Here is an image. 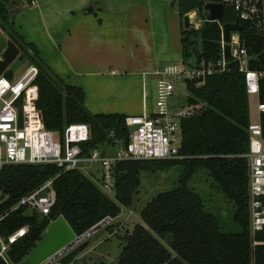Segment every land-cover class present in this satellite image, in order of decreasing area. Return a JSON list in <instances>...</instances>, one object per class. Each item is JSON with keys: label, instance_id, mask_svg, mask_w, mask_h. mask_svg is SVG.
Returning <instances> with one entry per match:
<instances>
[{"label": "trees", "instance_id": "1", "mask_svg": "<svg viewBox=\"0 0 264 264\" xmlns=\"http://www.w3.org/2000/svg\"><path fill=\"white\" fill-rule=\"evenodd\" d=\"M9 0H0V24L20 47L22 58L39 67L37 106L42 110L48 129L60 136L72 123H87L91 139L85 149L114 144L112 132L126 140V114L93 113L85 105L86 91L82 86L68 84L40 57L37 46L22 41L12 31ZM205 0L198 6L203 11ZM190 9V10H191ZM182 14H185L183 11ZM236 18L228 13L222 22ZM241 45L250 57V68L263 73L259 100L264 103V29L249 21L242 22ZM20 38V39H18ZM183 57L196 62L218 61L222 58V30L218 21H206L200 29H182ZM229 70L187 82L188 101L204 102L207 106L196 116L182 121L179 154L172 159H143L119 162L115 167L116 190L109 196L85 172H64L56 164H12L0 171V192L6 199L0 215L15 206L20 198L55 179L57 200L49 215L17 209L0 222V234L8 236L28 225L29 233L13 244L7 253L10 264H22L42 240L52 223L63 216L79 236L107 218L114 220L122 207L133 205L144 171L157 172L174 165L184 166L181 184L159 193L143 209V223L136 224L125 236L117 264H264V231L252 234L250 208V167L243 155L249 151L250 94L245 73L231 56ZM9 77L13 76L7 71ZM200 82V85H197ZM200 168H206L224 195L236 206L235 221L240 232L223 231L216 215L206 210L204 200L186 180ZM111 232L115 223L105 225ZM167 240L165 245L161 240ZM257 241V243H255ZM87 247L83 241L69 254L61 257L72 263ZM0 264H9L0 257Z\"/></svg>", "mask_w": 264, "mask_h": 264}, {"label": "rangeland", "instance_id": "2", "mask_svg": "<svg viewBox=\"0 0 264 264\" xmlns=\"http://www.w3.org/2000/svg\"><path fill=\"white\" fill-rule=\"evenodd\" d=\"M39 1V5L18 8L13 18L14 27L27 40L41 41L42 58L55 73L64 77L67 83L85 88V105L91 112L139 115L132 113L142 108L144 92H148L150 111H156L157 76L149 75L144 81L138 72L143 69L145 60L156 58V63L162 67L184 62L181 36L184 14L180 0ZM208 15V11H203L200 17ZM50 33L65 45L72 42L71 48L64 53L65 48H54L49 42ZM84 39H89L88 48L83 44ZM8 40V34L0 32V53L5 51ZM30 62L28 59L15 75L19 76ZM195 62L193 55L186 64ZM113 69L120 75L111 74ZM175 85L174 99L183 105L190 95L187 83L177 79ZM258 103L257 96L250 95L251 122L259 119ZM121 147V142L100 144V148L110 155L116 154ZM93 170V181L99 184L102 169L97 165ZM184 171L182 164L157 172L144 171L133 205L123 206L121 214L108 222L115 223L114 232L103 226L78 242L65 254L83 241L87 247L69 264H117L125 236L133 232L136 224L143 223L141 213L145 206L159 193L178 187ZM186 182L202 196L206 210L218 217L223 231L240 232L241 227L234 219V202L224 195L206 168L198 169ZM161 241L168 245L167 240ZM65 254L43 264H68L61 260Z\"/></svg>", "mask_w": 264, "mask_h": 264}, {"label": "built area", "instance_id": "3", "mask_svg": "<svg viewBox=\"0 0 264 264\" xmlns=\"http://www.w3.org/2000/svg\"><path fill=\"white\" fill-rule=\"evenodd\" d=\"M220 2L224 5V18L228 13L236 16L229 22L236 23L239 19L241 24L243 21H249L260 30L264 29L263 0H221ZM205 3L206 0L204 5ZM204 5L203 11H207ZM202 12L198 6L190 10L191 16L195 14L199 17ZM199 19L195 29H200L206 21H210L208 17ZM223 19L217 20L222 30V58L209 62L203 59L200 63L193 65L186 63L169 65L158 71L156 111L153 114L126 116L125 123L129 130L128 144L126 140L118 139L115 132H112L110 137L114 144L122 143L121 149L114 155L107 154L100 147L93 149L83 147V144L91 139V129L87 123L69 124L61 136L56 131L48 129L43 112L37 106L39 87L36 79L39 67L30 62L28 67L16 76L24 62L17 71H11L12 77L6 74L10 71L7 68L0 75V171L4 166L12 164H56L64 172L79 170L93 179L95 173L93 169L98 165L103 172L98 183L109 196L113 197L116 190L115 167L119 162L183 157L179 154L182 121L198 115L207 105L204 102L191 103L188 100L183 105L178 104L174 99L175 81L182 79L187 83L190 80H198L229 70L224 48L226 42L223 39V27L226 22H222ZM240 31H236L239 36L232 35L231 56L238 63L239 70L245 73L248 93L256 95L259 99L263 73L250 68L248 50L240 43ZM197 85H200V82H197ZM258 101L259 119L248 126L249 151L243 155L247 158L250 167L251 229L254 236L264 231V129L262 122L264 103ZM54 180L50 179L40 188L23 195L15 206L0 215V222L21 207H26L27 212L30 213L49 215L57 200V192L53 187ZM2 193L0 192V205L6 199V196L1 199ZM29 231L30 227L25 225L8 236L0 234V257L10 264L7 258L8 251ZM49 260L53 261L55 258Z\"/></svg>", "mask_w": 264, "mask_h": 264}, {"label": "water", "instance_id": "4", "mask_svg": "<svg viewBox=\"0 0 264 264\" xmlns=\"http://www.w3.org/2000/svg\"><path fill=\"white\" fill-rule=\"evenodd\" d=\"M221 0H206L204 9L209 11L208 20L217 21L221 20L225 16L224 5L220 2ZM31 3V0H29ZM181 10L187 11L184 14V28L191 29L196 26L192 22V16L190 9L194 5H198L201 0H180ZM264 8V0H263ZM242 30V24L238 19L236 23L227 22L223 27V39L226 42L225 44V56L230 58L232 55L231 49V38L232 35L239 36L236 31ZM21 49L20 47L12 40H8L7 48L5 49L2 57L0 58V75L9 68L10 71H17L24 62L27 61V58H21L20 56ZM262 122L264 129V112L262 113ZM127 130V128H126ZM126 144H128V137L126 138ZM5 193L1 194V199L5 198ZM110 221V218L105 219L100 222L98 225L91 228L88 232L83 235H77L67 220L60 216L56 219L50 228L46 231L42 240L37 244L33 251L28 255L22 264H42L50 258H58L61 255L65 254L70 250L74 245H76L81 240L87 238L89 235L94 233L99 228L105 226Z\"/></svg>", "mask_w": 264, "mask_h": 264}, {"label": "crops", "instance_id": "5", "mask_svg": "<svg viewBox=\"0 0 264 264\" xmlns=\"http://www.w3.org/2000/svg\"><path fill=\"white\" fill-rule=\"evenodd\" d=\"M40 4V1L39 0H31V3L29 2V0H20L19 4L16 3L15 0H9L8 2V9H9V12H10V21H11V27H12V32L15 33V35H17V37H21L22 41H25V42H30V43H33L37 46V48L39 49L40 51V57L42 58V53H43V47L41 46V41L40 40H35V39H31V40H27L25 38V36L23 34H21L15 27H14V21H13V18L15 16V12L18 11V8H23V7H32V6H35V5H39ZM133 4H131L132 6ZM130 6V7H131ZM193 7V6H192ZM191 7V8H192ZM190 8V9H191ZM190 9H188V11H190ZM187 11H185L186 13ZM209 12V11H208ZM13 13V16L11 17V14ZM210 14V13H209ZM195 16V14H193ZM209 16V15H208ZM207 16V17H208ZM200 16L197 17L195 16V20L192 19V22H194L195 24H197L199 21H200ZM46 23V22H45ZM227 23V22H226ZM184 24V22H183ZM183 28H184V25H183ZM182 28V29H183ZM185 29V28H184ZM0 32H5L6 34H8L9 36V39H12L10 34L5 30V28L0 24ZM181 36H182V31H181ZM94 37V36H93ZM94 38H97V37H94ZM20 39V38H18ZM99 39V38H98ZM13 40V39H12ZM49 42L54 46V48L57 46V48L59 47V49L63 50L65 48V50L63 51V53L70 49L71 46H72V42L65 45V42H61L62 40H60V38H55L51 33L49 34ZM101 40V39H99ZM167 40V39H166ZM14 41V40H13ZM63 43V44H62ZM83 44L85 46V48H88L89 47V39H84L83 41ZM104 46H105V42H104ZM159 47V46H158ZM7 48V46H6ZM5 48V49H6ZM4 53V52H3ZM3 53L1 52L0 53V58L2 57ZM170 51L167 52V54H169ZM20 55L22 56V53L20 52ZM43 60V58H42ZM44 61V60H43ZM144 61V60H143ZM168 61V60H167ZM45 63H47L46 61H44ZM157 62V59H152L151 61L150 60H145L144 64H143V69L142 70H139V74L143 76V79L145 81L146 77H148L149 75H155L157 76V80H158V74L157 72L162 70L163 68H165L166 66L162 67L160 66L159 63H156ZM166 62V61H165ZM185 63V62H183ZM48 64V63H47ZM195 64V63H194ZM49 65V64H48ZM189 65H193V64H189ZM52 69V66L49 65ZM53 70V69H52ZM54 71V70H53ZM74 71V70H73ZM55 72V71H54ZM76 72V70L74 71V73ZM114 76H118L120 74H115V69H113V71H111ZM57 74V73H56ZM59 75V74H58ZM62 77V76H61ZM68 77L71 78V76L68 74ZM64 78V77H63ZM69 84V83H68ZM81 86V85H79ZM83 87V86H82ZM85 89V88H84ZM156 93H157V84H156ZM87 94V93H86ZM143 97H144V103H143V106L142 108L140 107L136 112L137 113H132V114H144V113H148V114H153L154 111H150L149 109V105H148V92H144L143 94ZM258 98V97H257ZM188 100V99H187ZM259 100V99H258ZM187 102V101H186ZM103 113V112H101ZM118 113V112H117ZM123 114H126V113H123ZM127 115V114H126Z\"/></svg>", "mask_w": 264, "mask_h": 264}, {"label": "bare ground", "instance_id": "6", "mask_svg": "<svg viewBox=\"0 0 264 264\" xmlns=\"http://www.w3.org/2000/svg\"><path fill=\"white\" fill-rule=\"evenodd\" d=\"M192 19L195 20V16L192 14Z\"/></svg>", "mask_w": 264, "mask_h": 264}]
</instances>
